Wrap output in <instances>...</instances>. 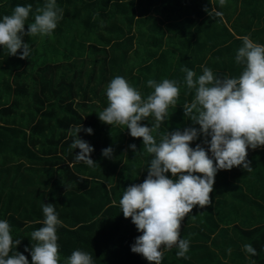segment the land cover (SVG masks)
<instances>
[{
  "label": "trees",
  "instance_id": "trees-1",
  "mask_svg": "<svg viewBox=\"0 0 264 264\" xmlns=\"http://www.w3.org/2000/svg\"><path fill=\"white\" fill-rule=\"evenodd\" d=\"M45 3L0 0V20L17 5L31 4L26 23H32L36 8ZM56 3L63 19L53 34L24 37L33 46L29 59H20V51L9 56L0 46V220L10 223L13 239L21 240L16 251L29 264L31 254L25 248L35 243L31 232L43 226L45 203L55 204L62 221L57 228L61 264L75 250L90 253L94 264H149L131 251L142 233L131 218H124L119 201L125 188L146 178L152 155L143 148L142 138L131 137L124 126L99 120V112L108 106L107 85L122 76L146 98L153 91L149 79L176 80L177 106L169 108L159 132L198 129L184 116L182 105L194 99V90L188 91L182 69L194 71L195 79L206 64L220 77H239L243 66L235 56L243 44L240 37L249 35L264 45V0H225L223 6L219 0ZM206 8L223 15H209ZM31 122L35 125L28 134ZM152 122L151 117L141 121L148 127ZM80 124L93 129L92 134H78L94 148L92 167L76 162L80 150L70 147V129ZM203 140L201 135L190 146L199 143L207 150ZM109 146L112 158L102 155ZM51 151L55 157L45 173L34 164ZM247 159L251 172L242 166L219 170L212 204L194 207L183 220L180 238L190 240L189 259L177 257L174 247L165 251L161 264H264V147ZM233 170L238 172L231 174ZM245 244L257 254H247Z\"/></svg>",
  "mask_w": 264,
  "mask_h": 264
},
{
  "label": "clouds",
  "instance_id": "clouds-1",
  "mask_svg": "<svg viewBox=\"0 0 264 264\" xmlns=\"http://www.w3.org/2000/svg\"><path fill=\"white\" fill-rule=\"evenodd\" d=\"M219 2L223 6L225 0ZM31 11V4L17 5L0 20V46L8 50L9 56L20 51V59H29L33 46L24 42L25 35L51 36L63 19V9L56 0H46L43 7L36 8L34 22L26 23ZM205 11L216 17L223 15L214 8ZM240 39L243 44L235 56L236 63L243 66L239 77H220L202 65L203 74L194 79V71L182 69L188 91L194 90V99L182 105L184 116L189 117L192 125H199L198 129L190 126L182 131L159 132L169 118V108L177 106L180 83L176 80L149 79L147 86L153 91L146 98L122 76H116L107 85L108 106L99 112V120L111 126H124L131 137L142 138L143 148L152 155L146 178L125 188L119 201L124 218H131L142 233L131 251L142 255L149 264H161L165 251L174 247L178 249L177 257L189 259L190 240L180 238L183 220L194 207L212 204L210 193L219 170L242 166L251 172L248 149L264 147V45L254 42L249 35ZM150 117L152 126L142 125L141 121ZM81 131L92 134L93 129L81 124L70 129L74 137L70 147L80 150L75 154L76 162L92 167L94 148L80 138ZM201 135L207 150L199 143L195 148L190 146ZM129 147L137 153L135 144ZM113 153L111 146L102 150L106 158H112ZM41 207L43 226L31 232L35 243L25 251H30L31 264H61L57 228L62 221L55 204L45 203ZM11 231L10 223L0 220V264H29L28 258L16 251L21 240H14ZM243 250L252 256L257 254L251 244L243 245ZM227 251L231 254L230 248ZM64 264L94 262L90 253L75 250Z\"/></svg>",
  "mask_w": 264,
  "mask_h": 264
},
{
  "label": "crops",
  "instance_id": "crops-1",
  "mask_svg": "<svg viewBox=\"0 0 264 264\" xmlns=\"http://www.w3.org/2000/svg\"><path fill=\"white\" fill-rule=\"evenodd\" d=\"M193 31H195V28H193ZM166 47H168V46H166ZM204 66H206L207 67V65L205 64ZM146 71H150V72H152L153 73V71L152 70H146ZM136 73H139L138 71H135ZM202 72H203V69H202ZM7 123H5V125H6ZM35 125V122H31V124H30V126L28 127V128H26V133H30V131L34 128L33 126ZM37 126V125H36ZM35 126V127H36ZM3 135H6L5 133H3ZM2 135V136H3ZM126 149H128V148H126ZM255 151H259V152H261V147H258V148H256V149H251V148H249L248 149V155L250 154V153H253V152H255ZM62 156H63V154L62 153H60ZM44 155V161H40V162H35V166H39V167H41V168H43L44 169V172L46 173V172H48V171H50L51 170V168H52V159L55 157L54 155H53V153H52V151L51 152H49V153H45V154H43ZM209 155L211 156V153H209ZM54 172H57V171H54ZM54 172H52V173H54ZM234 172H238V170H233L232 172H231V174L232 173H234ZM45 189H48V190H50L51 189V186H46L45 187ZM228 234H230L231 236L234 234L233 232H231V233H228ZM209 245H211L212 246V237L210 238V241H209ZM213 247V246H212ZM243 248V247H242Z\"/></svg>",
  "mask_w": 264,
  "mask_h": 264
},
{
  "label": "rangeland",
  "instance_id": "rangeland-1",
  "mask_svg": "<svg viewBox=\"0 0 264 264\" xmlns=\"http://www.w3.org/2000/svg\"><path fill=\"white\" fill-rule=\"evenodd\" d=\"M71 80V79H70Z\"/></svg>",
  "mask_w": 264,
  "mask_h": 264
}]
</instances>
